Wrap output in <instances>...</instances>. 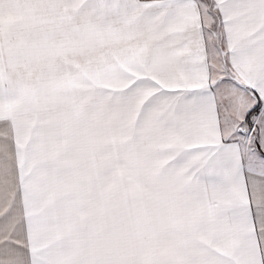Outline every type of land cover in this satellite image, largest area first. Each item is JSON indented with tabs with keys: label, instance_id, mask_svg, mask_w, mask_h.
Masks as SVG:
<instances>
[{
	"label": "snow or ice",
	"instance_id": "6c2138e0",
	"mask_svg": "<svg viewBox=\"0 0 264 264\" xmlns=\"http://www.w3.org/2000/svg\"><path fill=\"white\" fill-rule=\"evenodd\" d=\"M0 264H264V0H0Z\"/></svg>",
	"mask_w": 264,
	"mask_h": 264
}]
</instances>
